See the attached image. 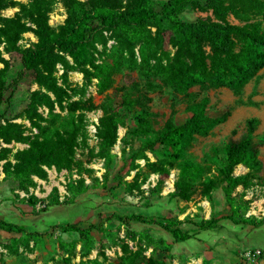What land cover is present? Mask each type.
<instances>
[{"label": "trees", "instance_id": "1", "mask_svg": "<svg viewBox=\"0 0 264 264\" xmlns=\"http://www.w3.org/2000/svg\"><path fill=\"white\" fill-rule=\"evenodd\" d=\"M55 1L26 0L22 3L0 0V48L2 47L6 54L16 53L21 65V70L8 83L5 74L0 73V103L9 104V98L4 100V95L23 79L25 71L33 73L40 88L31 94L24 111L31 127L39 131V136H24L22 125L10 120L2 123L0 120V144L15 142L28 145L26 149L16 151L12 155L13 163L8 159L10 149L0 147V173L4 175V179L12 180L20 190L26 191L33 185L32 176L45 180L47 173L43 167L61 170L69 169L73 164L74 148L82 129V116L75 118L74 114L80 106L78 103L68 104L65 117L53 114L55 106L63 108L62 103L69 97L66 88L69 69H76L82 74L85 86L89 85L92 79H98L99 88L104 91L109 87L111 76L119 72L121 66L136 63L133 53L136 43L142 41L138 49L139 68L149 66L151 60L157 61V55L163 53L162 45L168 32L169 43L176 49L168 69L174 78V88L184 94H187L190 88L199 86L202 90L227 88L238 97L245 86L264 68V0L261 1L260 22L243 26L229 24L226 18L232 14L247 21L250 0H243V4L235 0H205L206 8L212 11L217 22L202 19L187 21L182 18L188 9L200 6V0H127L125 3L121 0H89L87 7L79 0H59L65 8L66 18L62 25L53 28L49 25V15ZM9 8H18V11L11 17H4L2 12ZM102 29L112 32L119 47L129 52L131 60L115 54L112 56V64L107 63L104 67L102 64H95L90 50L94 42L100 39ZM149 29H154L153 36ZM27 32L33 34L36 42L27 47L20 46L19 41ZM204 44L210 49L208 57L205 56ZM187 51L191 56L189 64L184 56ZM1 55L0 50V61ZM66 57L72 60V67H69ZM206 59L209 60L208 65ZM57 65L64 68L59 78L55 75ZM166 69L162 68L160 71ZM133 88L139 89V86L134 85ZM146 101V95L132 99L131 95L125 94L119 105V108L127 110L134 107L140 109L136 128L130 132L131 136L140 141L141 146L135 159L145 157L143 152H153L155 147H158L163 160L150 164L149 168L160 174L168 172L165 165L179 171L173 185L174 190L167 195L168 200L187 202L195 194L197 187L199 194L210 201L212 192L221 190L227 214L219 217L211 215L209 219L198 216L177 220L143 216L139 213L121 215L114 212L111 219L123 225L132 240L137 235L135 231L130 230L132 223L159 227L173 239L170 244L163 239L158 240L167 249L175 243L195 239V235L201 232L222 229L219 224L222 220L240 229L250 227L251 230H257L264 227V216L244 217L242 196H233L237 187L247 188L250 180L262 169L259 151L252 147V134L258 120L251 119L247 122L245 138L215 149V155L219 154L222 158L219 160L217 175H210L209 168L195 163L187 154L196 137L207 136L217 125L226 121L229 113L216 118L209 116L208 98L202 97L198 101L188 102L186 110L189 116L182 124L176 125L169 119L160 129L154 130L151 125L153 115L146 106ZM40 107L46 108L51 116L47 128L39 124L42 120L38 113ZM102 112L97 134L101 140L102 155L111 159L110 150L118 137L119 113L113 108H103ZM239 165L245 167L248 172L235 176L234 171ZM86 191L87 188L82 182L77 186H70L71 198L60 202L56 190H53L46 208L38 211L36 215L52 207L72 205L74 199ZM37 202L33 195L20 200V203L31 208H34ZM181 225L192 226L195 230L183 231L179 228ZM48 228L51 231L59 229L63 233H76L85 242L90 240L93 229L99 231V227L90 225L82 228L78 223L54 224ZM0 231L7 234H24L30 240L45 235L27 231L24 226L7 223L1 219ZM148 264L154 263L149 260Z\"/></svg>", "mask_w": 264, "mask_h": 264}, {"label": "rangeland", "instance_id": "2", "mask_svg": "<svg viewBox=\"0 0 264 264\" xmlns=\"http://www.w3.org/2000/svg\"><path fill=\"white\" fill-rule=\"evenodd\" d=\"M14 1L26 2V0ZM79 1L86 7L89 5V0ZM121 1L125 3L127 0ZM235 1L243 4V0ZM261 1L250 0L247 21L232 14L227 16L226 21L237 26L259 23ZM17 11L18 8H9L3 11L2 15L11 17ZM65 18V8L59 0H56L49 15V25L57 28L64 23ZM182 18L187 21L197 19L207 22L218 21L212 11L206 8L205 0H200V6L188 9ZM149 31L153 36L154 29ZM169 36L170 33H166L162 45L163 53L157 55L159 59L151 60L149 66L142 69L138 66L140 62L138 49L142 41L136 43L133 48L136 63L123 64L119 72L111 76L109 87L104 91L100 90L98 79H92L91 83L85 86L83 76L78 70H68L66 88L69 97L62 103L63 108L55 106L53 114L65 117L68 104L78 103L80 106L74 114L75 118L82 116V129L74 148L73 164L69 169H56V172L48 173L45 170L47 173L45 180L32 176L33 185L26 191L18 189L12 180L4 179L3 174L0 173V216H2L0 219L17 226H24L27 231L45 234L30 240L24 234H7L0 231V264H148L149 260L154 264H264V251L260 247L237 245L239 241L233 236L232 238L222 236L210 251L202 255L199 253L179 255L173 246L167 249L158 242L163 239L161 237L163 231L159 227L132 223L130 230L137 233L132 240L126 234L125 227L117 220L111 219L114 212L121 215L139 213L143 216L177 220L198 216L209 219L211 215L219 217L227 214L221 190L212 192L210 201L199 194L197 187L195 194L187 202L167 199V195L174 190L173 185L179 171L169 168L168 165H165L168 169L166 174L155 173L149 168L150 164L163 160L158 147H155L153 152H143L145 157L140 156L135 159L141 146L140 141L131 136L130 132L136 128L140 109L139 107L131 110L119 108L125 94L131 95L132 99L147 96L145 104L153 115L151 125L154 130L160 129L169 119L176 125L182 124L189 116L186 110L188 102L198 101L202 97L208 98L209 116L216 118L229 113L226 121L217 125L207 136L196 137L187 154V157L195 163L209 168L210 175H217L219 160L222 158L219 154L215 155V149L245 138L247 122L257 119L258 123L252 134V147L259 151L262 169L250 180L247 188L237 187L233 196L236 194L242 196L244 217L264 216V68L238 97L227 88L202 90L199 86L190 88L187 94H184L174 88V78L168 69L176 52L169 43ZM35 42L33 34L27 32L23 34L19 45L27 47ZM0 50L2 52L0 73L5 74L8 83L21 70L20 60L16 53L6 54L2 51V47ZM204 52L206 57L210 55V49L206 44H204ZM90 53L95 64H102L103 67L107 63L112 64V56L115 54L127 60L132 58L126 49L119 47L112 32L105 29L101 30V37L94 42ZM184 56L185 61L191 63L188 51L184 52ZM66 60L69 67H72V60L69 57H66ZM157 64L163 67H157ZM206 64H209L208 59ZM162 68L167 69L160 71ZM63 71V66L57 65L56 77L59 78ZM60 82L59 80L58 83ZM134 85H138L139 89H134ZM39 90L33 73L25 71L23 79L4 95V100L9 98V104L0 103L1 122L10 120L22 125L24 136L31 138L35 135L39 136V131L31 127L24 114L31 94ZM103 108H113L119 113L118 137L116 144L110 150L111 159L102 155L101 140L97 134ZM38 113L42 118L39 124L47 128L51 118L47 109L40 107ZM24 145L27 144L12 142L8 145L0 144V147L10 149L8 159L13 163L12 155L16 151L26 149ZM247 172L245 167L238 166L234 175H245ZM35 178L43 184H38ZM80 182L87 191L77 196L72 205L52 207L36 215L38 211L46 208L53 190H56L59 201L63 202L71 198L69 187L77 186ZM38 186L40 189L38 195L45 194L46 190L51 188L46 198L33 195L44 207L37 208L38 202L34 208L29 207L30 209L19 205L20 200L26 198L21 195L26 194L29 197L30 189L36 190ZM50 211L52 213L48 214L47 212ZM51 223H78L82 228L93 225L99 227V231L93 229L90 240L85 242L76 233H63L59 229L51 231L47 227ZM227 223L228 221L222 220L219 224ZM235 228L242 232L251 230L250 227ZM260 229L264 230V227ZM251 233L253 230L249 234ZM238 238L245 237L240 233ZM247 243H250L249 240ZM253 243L257 246L256 242ZM254 250H260L261 255L250 258L245 256L246 253Z\"/></svg>", "mask_w": 264, "mask_h": 264}, {"label": "crops", "instance_id": "3", "mask_svg": "<svg viewBox=\"0 0 264 264\" xmlns=\"http://www.w3.org/2000/svg\"><path fill=\"white\" fill-rule=\"evenodd\" d=\"M26 147H27V145L24 148H26ZM259 160H260V158H259ZM239 166H241V165H239ZM1 180H2V178H1ZM6 202H8V201H6ZM19 205H21L22 207L25 206L26 208L30 207V206H28L26 204H22V203H19ZM47 213L51 214L52 211L47 212ZM1 217L2 216H0V218ZM166 218H168V217H166ZM39 221H41V220H39ZM54 224H56V223H51L50 225H47V227H49L51 225H54ZM179 228L181 230H183V231H191L192 232V231L195 230L194 227L186 226V225H181V226H179ZM250 231H252V230H249L247 232L238 231L237 228H235L234 225H231L228 222L227 224L222 225V229H219L217 231H211V232H209V231L201 232L200 234L195 235V237H194L195 239H192V240H189V241H186V242H183V243H175V244H173L171 246H173V249L179 255H187V254L190 255V253H194V254L195 253H199L200 255H202V253L210 251L214 247V245L216 243H218V241L221 240L220 238L222 236L226 235L225 237L232 238V236H233L235 239H237L239 241L237 243V245L238 244H240V245L243 244V246L248 245V246L260 247L264 251V230H261V229L253 230V233L249 234ZM240 233H243V236L245 238H243V239L238 238ZM161 237L163 239H165L167 244H170L173 241L171 236L168 233L164 232V231L161 233ZM246 237H247V239H246ZM248 240H249L250 243H247ZM236 241H235V243H236ZM253 242H256L257 246ZM248 246H246V247H248Z\"/></svg>", "mask_w": 264, "mask_h": 264}, {"label": "built area", "instance_id": "4", "mask_svg": "<svg viewBox=\"0 0 264 264\" xmlns=\"http://www.w3.org/2000/svg\"><path fill=\"white\" fill-rule=\"evenodd\" d=\"M93 129H94V127H93ZM94 132H95V129H94ZM26 145H24V147H25ZM27 147H28V145H27ZM44 168V170H46L48 173H50V172H56V169L54 168V167H51V170L49 171V169L47 168V167H43ZM35 180L36 181H38V184H43V182L42 181H40V180H38L37 178H35ZM39 186L37 187V189L36 190H34V189H30V193H29V195H35L36 197L38 196H40V197H43V198H46L48 195H49V193H50V191H51V188H49V190L47 191L46 190V193L45 194H43V195H38V192H39ZM22 197H26V198H28V195H26V194H23V195H21ZM62 198H63V196H61ZM61 198V199H62ZM58 199H60V198H58ZM42 207H44V206H41V201H39L38 202V204H37V208H42ZM259 255H261V252H260V250H254L253 252H248V253H246L245 254V256L247 257V258H250V256H259Z\"/></svg>", "mask_w": 264, "mask_h": 264}, {"label": "bare ground", "instance_id": "5", "mask_svg": "<svg viewBox=\"0 0 264 264\" xmlns=\"http://www.w3.org/2000/svg\"><path fill=\"white\" fill-rule=\"evenodd\" d=\"M48 191V190H47Z\"/></svg>", "mask_w": 264, "mask_h": 264}]
</instances>
